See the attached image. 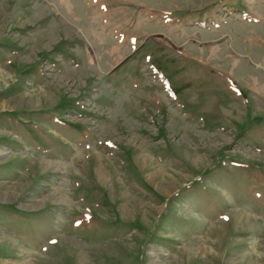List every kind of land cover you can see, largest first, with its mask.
<instances>
[{
	"label": "rangeland",
	"instance_id": "1",
	"mask_svg": "<svg viewBox=\"0 0 264 264\" xmlns=\"http://www.w3.org/2000/svg\"><path fill=\"white\" fill-rule=\"evenodd\" d=\"M3 218L0 264H264V0H0Z\"/></svg>",
	"mask_w": 264,
	"mask_h": 264
},
{
	"label": "bare ground",
	"instance_id": "2",
	"mask_svg": "<svg viewBox=\"0 0 264 264\" xmlns=\"http://www.w3.org/2000/svg\"><path fill=\"white\" fill-rule=\"evenodd\" d=\"M57 197L60 199H63L62 195L60 193H58Z\"/></svg>",
	"mask_w": 264,
	"mask_h": 264
}]
</instances>
